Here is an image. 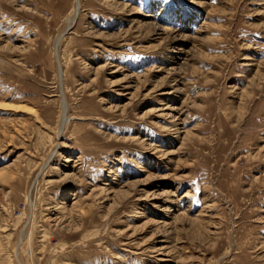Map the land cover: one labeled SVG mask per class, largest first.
Returning a JSON list of instances; mask_svg holds the SVG:
<instances>
[{
	"label": "rangeland",
	"instance_id": "1",
	"mask_svg": "<svg viewBox=\"0 0 264 264\" xmlns=\"http://www.w3.org/2000/svg\"><path fill=\"white\" fill-rule=\"evenodd\" d=\"M74 3L0 0V264H264V0Z\"/></svg>",
	"mask_w": 264,
	"mask_h": 264
},
{
	"label": "bare ground",
	"instance_id": "2",
	"mask_svg": "<svg viewBox=\"0 0 264 264\" xmlns=\"http://www.w3.org/2000/svg\"><path fill=\"white\" fill-rule=\"evenodd\" d=\"M75 1V3H74V6H73V8H72V15H75L76 13H77V11H78V7H79V0H74ZM62 72V71H61ZM60 72V74H61V77H62V73ZM8 106V107H7ZM0 107H2V108H10L11 106L10 105H8V104H3V105H0ZM19 107V106H18ZM17 107V108H18ZM64 108V105H62V117H61V119H63V120H65V116H64V114H65V109H63ZM61 125V124H60ZM63 125V124H62ZM58 131V130H57ZM58 135H59V131H58ZM32 227V226H31Z\"/></svg>",
	"mask_w": 264,
	"mask_h": 264
}]
</instances>
